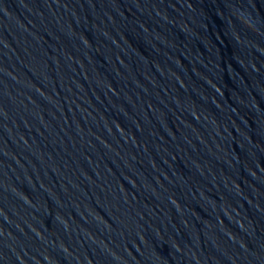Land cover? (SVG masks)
Instances as JSON below:
<instances>
[{"label":"water","instance_id":"water-1","mask_svg":"<svg viewBox=\"0 0 264 264\" xmlns=\"http://www.w3.org/2000/svg\"><path fill=\"white\" fill-rule=\"evenodd\" d=\"M0 264H264V0H0Z\"/></svg>","mask_w":264,"mask_h":264}]
</instances>
